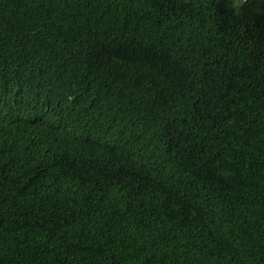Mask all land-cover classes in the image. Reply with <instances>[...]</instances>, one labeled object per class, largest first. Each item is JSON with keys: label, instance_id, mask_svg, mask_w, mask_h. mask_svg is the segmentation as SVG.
<instances>
[{"label": "trees", "instance_id": "1", "mask_svg": "<svg viewBox=\"0 0 264 264\" xmlns=\"http://www.w3.org/2000/svg\"><path fill=\"white\" fill-rule=\"evenodd\" d=\"M0 264H264V0H0Z\"/></svg>", "mask_w": 264, "mask_h": 264}, {"label": "bare ground", "instance_id": "2", "mask_svg": "<svg viewBox=\"0 0 264 264\" xmlns=\"http://www.w3.org/2000/svg\"><path fill=\"white\" fill-rule=\"evenodd\" d=\"M209 13V12H208ZM211 24V23H210Z\"/></svg>", "mask_w": 264, "mask_h": 264}]
</instances>
